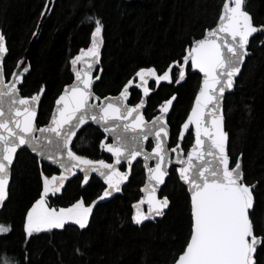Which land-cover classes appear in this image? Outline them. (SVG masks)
<instances>
[{
	"label": "trees",
	"instance_id": "trees-1",
	"mask_svg": "<svg viewBox=\"0 0 264 264\" xmlns=\"http://www.w3.org/2000/svg\"><path fill=\"white\" fill-rule=\"evenodd\" d=\"M45 2L0 0V33L5 35L9 49L4 59L6 73H12L21 59ZM222 4L223 0H54L39 38L28 51L30 75L19 86L20 94L31 96L45 87L37 117L38 126L45 125L55 99L73 79L71 58L91 43L94 23L87 22L89 16L100 18L104 25L98 69L101 79L94 87L97 96L119 94L140 67H155L162 74L172 65L170 74L178 77L172 62L182 64L185 49L194 39H200L205 29L215 25ZM246 9L255 25H264V0H246ZM248 51L233 92L225 97L223 113L230 161L234 163L240 157L246 182L256 184L251 216L260 232L264 231V34L249 41ZM199 83V74L191 73L190 67L182 84L157 85L154 79L149 82L146 120L159 114L161 103L176 96L168 117L170 148L177 144L180 126ZM140 97L134 84L128 104L138 103ZM101 140L110 142L100 128L86 123L73 137L71 147L78 155L111 163V157L100 147ZM192 142L189 132L182 144L185 153ZM151 147L149 143L147 149ZM37 160L25 149L18 152L11 172L9 198L0 206V223L11 226L10 232L0 234V256L7 254L19 264H26L25 252L31 264H173L177 259L190 231L189 196L172 169L160 192V197L166 195L170 200L165 215L140 226L132 223L133 204L141 199L140 189L145 180L141 162L131 167L117 195L94 207L86 230L66 225V230L35 234L25 244L24 215L42 189L40 171L49 177L59 175L56 167L42 161L37 164ZM126 169L122 166L121 171ZM82 180L80 174L66 180L61 192L49 197V205L58 210L81 198L91 203L106 187L95 176L85 186ZM258 259L264 264V250L258 252Z\"/></svg>",
	"mask_w": 264,
	"mask_h": 264
},
{
	"label": "snow or ice",
	"instance_id": "snow-or-ice-1",
	"mask_svg": "<svg viewBox=\"0 0 264 264\" xmlns=\"http://www.w3.org/2000/svg\"><path fill=\"white\" fill-rule=\"evenodd\" d=\"M44 14L42 12L41 16ZM87 22L94 23L91 44L71 58L75 79L64 86L55 99L51 118L43 126L37 124V109L45 87L41 86L31 96L20 94L19 86L30 67L23 66L21 61L22 71L5 72L2 62L9 49L5 35L0 33V206L9 198L11 172L18 150L29 149L39 158L37 164L48 160L61 170L59 175L51 177L40 171L42 189L24 215L25 244L35 234L66 230V225L86 230L97 201L121 191L120 185L128 179L129 173L121 172L117 165L126 161L131 167L139 156L145 161L148 180L141 189L146 196L133 204L135 211L131 221L140 226L145 221L165 215L170 200L166 195L158 197L157 191L169 174L167 115L176 96L161 103L159 115L150 121L142 112L143 98L133 106L125 101L134 84L147 96L149 79H154L157 85L161 82L180 84L185 79V65L190 62L191 68L202 74V82L179 131L182 139L186 131L194 130V144L186 159L179 143L171 149L176 153L179 164L176 168L179 179L188 186L190 193V231L174 264H260L258 252L264 250V231H257L251 216L255 208L256 184L246 182L240 157L234 163L230 161L222 100L226 90L233 88L235 77L249 55V38L264 31V25L254 24L246 9V0H223L215 26L205 29L203 37L194 39L185 49L182 64L172 62L179 68L178 77L170 74L172 65L162 74H158L155 67H140L134 77L123 84L118 96L102 99L93 91L94 82L101 76H94L92 70L101 63L104 25L100 18L93 16L87 17ZM85 64L86 67H80ZM88 121L111 134L113 142L101 140L100 147L112 154V163L103 159L92 160L73 151V137ZM149 137H152L154 146L151 152H146L144 141ZM148 161H155L154 166H150ZM77 170L84 174V184L89 181L90 172L99 175L107 185L102 195L91 203L81 198L69 207L58 210L51 207L49 197L60 193L65 181ZM145 204L147 211L143 209ZM10 231V225L0 223V234ZM76 251L80 253L79 248ZM23 258L26 264H31L26 252ZM0 264H19V261L4 254L0 256Z\"/></svg>",
	"mask_w": 264,
	"mask_h": 264
},
{
	"label": "water",
	"instance_id": "water-1",
	"mask_svg": "<svg viewBox=\"0 0 264 264\" xmlns=\"http://www.w3.org/2000/svg\"><path fill=\"white\" fill-rule=\"evenodd\" d=\"M53 2H54V0H46L45 5H44V8H43V10H42V12L45 13V14H44L43 16L40 15L39 20H38V22H37V24H36L35 30L33 31V33L35 32L36 35H33V33H32V35H31V37H30V39H29V42H28V44H27V47H26V49H25V51H24V53H23L21 59L17 62L15 68H14L13 71H12V73H13V72H20V71H22V67L20 66V65H21V61H23V66H29V61H28V51H29L30 47L32 46V44H33V43L39 38V36H40V34H41V32H42L43 25H44V23H45V21H46L48 15H49L51 9H52ZM215 24H216V23H215ZM214 26H215V25H214ZM214 26H213V27H214ZM261 33L264 34V31H261V32H258V33L253 34V36H251V37L249 38V41H250L255 35H257V34H261ZM202 37H203V36H202ZM90 44H91V43H90ZM89 46H90V45H89ZM89 46H88V47H89ZM88 47H87V48H88ZM87 48H86V49H87ZM101 49H102V47H101ZM248 56H249V55H247V56L245 57V59H244L242 65H241L240 73H241V71H242V68H243V66H244V64H245L246 58H247ZM2 63H3V67H4V60H3ZM182 63H183V59H182ZM99 65H100V64L96 65V66L93 68V70H92L94 76H95V75H100V73H98ZM174 66L177 68L178 73H179V68H178L177 64H174ZM29 67H30V66H29ZM80 67H86V64H85V65H80ZM172 67H173V66H172ZM188 67H190V72H191V73H197V74H199V76H200L199 87H200V84H201V82H202V74L199 73L198 70H194V69H192V68H191V64H190V62H189L187 65H185V71H186V72H187V68H188ZM28 73H29V72H28ZM28 73L24 74V77H25ZM240 73L235 77V81H234V86H233V88L230 89V90H226V92H225V94H224V98H223V100H222V112H223V105H224L225 97H226V95H228V94H230V93L233 92L234 87H235L236 80H237V78L239 77ZM185 76H186V75H185ZM24 77H23V80H24ZM9 78H10V77H9ZM74 79H75V77H74V74H73V79H72L71 83L74 81ZM151 80H152V79H149V81H151ZM184 81H185V79H184L183 81H181L180 84H182ZM97 82H98V80H96V81L94 82V87H95V84H96ZM137 82H138V78H137ZM71 83H69V84H71ZM69 84H68V85H69ZM148 84H149V82H148ZM199 87H198V89H197V91H196V94H197L198 91H199ZM62 90H63V89H62ZM138 90L141 92V97H140V99L143 98V99L145 100V105H144V108L142 109V112H143V114H144V110H145V108H146V104H147V98H148L149 95L151 94V90L149 91V93H148L147 96L144 95L142 89L138 88ZM93 91H94V88H93ZM61 92H62V91H61ZM196 94H195V96H196ZM95 95H96V94H95ZM118 95H119V94L114 95V96H106V97H116V96H118ZM96 96H97V95H96ZM195 96H194V99H193L192 105H193V103H194ZM103 98H104V97H102V99H103ZM40 101H41V100H40ZM139 101H140V100H139ZM139 101H138V103H139ZM174 102H175V100L173 101V104H174ZM125 103L128 104V100L125 101ZM136 104H137V103H136ZM128 105H129V104H128ZM192 105H191V107H192ZM39 106H40V102H39V104H38V109H37L38 113H39ZM129 106H133V105H129ZM172 107H173V106H172ZM172 107L170 108L169 114L167 115V122H168V117H169V115H170V113H171V109H172ZM54 108H55V102H54L53 108H52V110H51V113H50V116H49L48 121H49L50 118H51V115H52V112H53ZM190 110H191V108H190ZM190 110H189V112H190ZM189 112H188V113H189ZM158 115H159V114H158ZM187 115H188V114H187ZM223 115H224V113H223ZM37 117H38V116H37ZM186 118H187V116H186ZM186 118L184 119V121L186 120ZM48 121H47V123H48ZM184 121H183V122H184ZM87 123L93 124V125H95L96 127L100 128V129L103 131L102 127H100L98 124H95V123H93V122H91V121H88ZM182 124H183V123H182ZM182 124H181V126H182ZM168 126H169V125H168ZM181 126H180V128H181ZM224 129H225V118H224ZM179 131H180V129H179ZM225 131H226V130H225ZM103 132H104V131H103ZM189 132H191V133H192V136H193V142H192V145H193V144H194V130L190 129V130L186 131V132H185V135H184V137H183L182 139L180 138V136H179V132H178V135H177V143H179V144L181 145V149H182L183 141H184L185 137L188 135ZM104 133H105V132H104ZM105 134H106V133H105ZM106 135L110 138V140H111L110 143H112V142H113V138H112L111 134H106ZM169 142H170V128H169V137H168V139H167V141H166V145H167V147H168V149H169V151H168V153H167V156H168V158L171 160V163L167 165L168 173H170L171 169H174V170H175L176 175H177V178H178L180 184L183 185V186L185 187V189H186V191H187V194H188V196H189V199H190V193H189V191H188V186L185 185V184L179 179V175H178V173H177V171H176V168L179 167V164H177V162H176V159H177V158H176V153L171 151V149H172L173 147H171V148L169 147ZM148 143H150V144L152 145V147L154 146V142H153L152 137H149V139H148L147 141H144V148H145V151H146V152H151V149H147ZM192 145H191V146H192ZM191 146L189 147V149L187 150V152L191 149ZM174 147H175V146H174ZM25 150H27L31 155H33L34 157H36L35 154L32 153L29 149H26V148H25ZM227 151H228V142H227ZM18 152H19V150H18ZM104 152H105L106 154H108V155L111 157L112 162H113V159H114V158L112 157V154L109 153V152H107V151H105V150H104ZM187 152L185 153V152L183 151V149H182V156H183L185 159H186V157H187ZM36 158L39 159L38 157H36ZM41 161L44 162L45 164L52 165V166L56 167V168L59 170V172L61 171L60 168H59L57 165L52 164L50 161H48V160H41ZM112 162H111V163H112ZM136 162H141V163H142V166H143V168H144L145 180H144V184H143V186L141 187V189H142V188H144V186H145V184L147 183V180H148L147 170H146V168H145V161H144V159H143L142 156L137 157L136 160H134V161L132 162L131 167H132ZM241 163H242V162H241ZM148 164H149L150 166H154L155 161H148ZM122 166H127V172L130 174L131 167H129V165H128V163H127L126 161H122L120 165H117V168H119V170H120V168H121ZM76 173L80 174V175L82 176V178H83V175H84V174H83L82 172H79V171L77 170ZM76 173H75V174H76ZM72 176H73V175H70L68 179H70ZM91 176H95L97 179H99L101 182L104 183L103 179H102L99 175H97L96 173H94V172H90V173H89V179H90ZM168 176H169V174H168ZM168 176L165 177V182H166ZM68 179H67V180H68ZM125 182H126V180L120 185V188H122V186L124 185ZM82 183H83V180H82ZM85 185H86V184L83 183V186H85ZM105 185H106V184H105ZM164 185H165V183L162 184V185H160V187H159V189H158V191H157V196H158V197H160V192H161L162 188L164 187ZM106 187H107V185H106ZM141 189H140V193H141V198H142V197L146 196V192L141 191ZM119 192H120V191H119ZM119 192H114V193L112 194V196H110V197H106V198L103 199V200H99V201H97V204H100V203H102V202H104V201H106V200H109L110 198H112V197H114L115 195H117ZM101 195H102V193H101ZM97 204H96V205H97ZM143 209H144L145 211H147V205H146V204L143 206ZM165 210H166V209H165ZM134 211H135V209L133 210V212H134ZM159 218H160V217H156V218H154V219H159ZM154 219H150V220L145 221V222L153 221ZM145 222H144V223H145ZM177 258H178V257H177ZM173 264H174V263H173Z\"/></svg>",
	"mask_w": 264,
	"mask_h": 264
},
{
	"label": "rangeland",
	"instance_id": "rangeland-1",
	"mask_svg": "<svg viewBox=\"0 0 264 264\" xmlns=\"http://www.w3.org/2000/svg\"><path fill=\"white\" fill-rule=\"evenodd\" d=\"M150 82V81H149ZM148 87H149V84H148ZM150 89V88H149ZM151 90V89H150ZM135 105V104H134ZM149 144V143H148ZM152 148V147H151ZM122 168V167H121ZM121 168H120V171H121ZM172 170V169H171Z\"/></svg>",
	"mask_w": 264,
	"mask_h": 264
},
{
	"label": "flooded vegetation",
	"instance_id": "flooded-vegetation-1",
	"mask_svg": "<svg viewBox=\"0 0 264 264\" xmlns=\"http://www.w3.org/2000/svg\"><path fill=\"white\" fill-rule=\"evenodd\" d=\"M109 139H110V138H109ZM110 142H111V140H110ZM110 142H109V143H110ZM107 155H108V154H107ZM126 170H127V169H126ZM121 172H122V171H121ZM104 185H105V184H104ZM105 186H106V185H105ZM105 188H106V187H105ZM57 194H59V193H57Z\"/></svg>",
	"mask_w": 264,
	"mask_h": 264
},
{
	"label": "bare ground",
	"instance_id": "bare-ground-1",
	"mask_svg": "<svg viewBox=\"0 0 264 264\" xmlns=\"http://www.w3.org/2000/svg\"><path fill=\"white\" fill-rule=\"evenodd\" d=\"M202 38V37H201ZM29 56V55H28ZM29 75H30V73H29ZM136 82H137V79H136Z\"/></svg>",
	"mask_w": 264,
	"mask_h": 264
}]
</instances>
